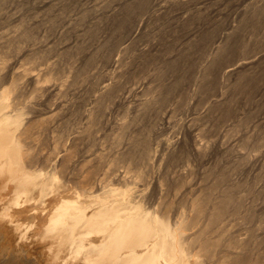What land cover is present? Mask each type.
I'll return each instance as SVG.
<instances>
[{
	"label": "rangeland",
	"instance_id": "374dc122",
	"mask_svg": "<svg viewBox=\"0 0 264 264\" xmlns=\"http://www.w3.org/2000/svg\"><path fill=\"white\" fill-rule=\"evenodd\" d=\"M128 1L131 3L130 0H126V1L123 0L122 1L123 3H121V5H120L119 3L121 2V0H0V34H2V32H3V34H5L4 36L13 35L16 33H21L22 30L24 31V29L27 28L28 30L31 31V35H32L31 39H24V40L18 39L20 41V43H22L23 50L18 52V53L16 52V53H13L12 55H10L9 61L11 63H13V66L15 64V66H14L15 69H17L19 67L21 70L25 67H27V68L30 67L32 72L41 73V75L43 76L42 78H44V75H47V76L50 75L51 76V79L49 81L41 80L39 82V84H44V86H45L44 89L43 88H42V90L40 89L39 92H37V90L35 91V88H34L35 82L33 79H30V80L26 79L25 80L24 86H26V87H24V88H25L26 92L28 93V91H29V95L32 92L36 93L35 95L38 94L37 95L38 99L36 97L35 98L30 97L29 98V100H31V101H29V105H31V107H29L30 108L29 112H31V110H32L33 111L32 113L34 115L33 117L35 118L37 116L36 119L43 117V116L45 117L46 115L47 116L49 115V117L51 116V118L49 120L50 124L54 122L56 125L57 121H58L57 123H59V125L57 124L58 126L56 125L58 128L57 127L54 128L53 127L54 123L51 125L52 126L51 127L50 124H48L49 123L48 122L47 124L50 127L48 125H47V127H49V129L46 128V129H48V130H46L44 128V130L42 129L43 132L41 131V133H43L42 134L43 139H41V140L39 139L35 143L31 144L30 147L33 145L32 147L35 148V149H33V150L31 149V150L33 153H35L34 155H38L40 157L45 155L49 151H51L52 146H53L52 143L54 142L53 134H55V131L57 128L56 133L61 132V130H62V133L63 132L65 133L64 134L65 143H66L67 139L69 138L70 140L68 139L69 143H67V144H69V145L71 144V146H74V149H76L75 151H78V153H79L80 151L85 150L84 152H80V153H82V155H79L80 158L77 155V152H75V154L77 155V156L75 155L76 159L78 157L81 160V157L85 156L86 154H87L86 155L87 158L89 156L90 157L92 156V159L91 158L90 159L95 161V163H93L90 160L89 164L93 165V166L95 164L94 167L97 169H95L93 166H90L89 164H88L89 167L87 165L86 166L88 168L91 167L90 169H92V170L94 168L95 174L92 173L94 171L87 169V167L77 165L78 159L76 161L75 166L77 165L78 167H81V170H79L80 168L78 169L76 166L77 170H79V174L75 173L76 168H75V166L72 165L71 170H70V168H68L70 171L67 170V172H68L67 174L65 171H63V172H65L64 175L65 174L67 175V176L65 175L64 180L62 177H60L62 174L58 175V173L60 172L59 166H56L54 168L56 172L54 171L51 174V177L53 176L52 179L56 178L54 180L55 183H59V184L65 183L66 185L64 184L62 189L64 191H66L71 196L72 192L75 190L74 188L77 187L74 184L75 182L73 183L74 187L72 186L73 180L79 181L80 177L83 178L84 177L83 175H86L87 170H88V172H89V170L92 171L90 173V175L92 174L96 178L98 176V178L97 179L95 178V180L93 181L95 184V181L97 180V183H96V186L98 185L97 187H99V185H101V184L103 185L102 179L105 177L104 175H106L105 172L107 169L106 167H108L107 165L110 163V160L117 155L115 153L119 154L122 151H124L122 148L127 147L126 145L128 144V142H127V140H128L127 138H129L128 136L129 135L131 136L133 134L134 135L135 134H142V133L146 134L148 131H150V134L148 137H149V140H151L150 138H152V140H151L152 142L150 141V146L151 145L153 146V147H151L153 150H152V158H151L152 166L150 168L152 170V172L150 171L151 172L150 175H148L146 179H143V180L138 179L139 182H137L138 180L132 174L133 172H131V173L128 172L130 174L129 175L127 173V171L125 170V165L127 163V160H125V158H124L123 161L120 160V162H122V163L119 162L120 165L117 164L115 166V167L119 166L116 168V170H115V168L111 170V172L109 173V174L112 173L111 175L107 174L111 178H112V176H115V175L117 178V174H118V179L115 178V180L112 181V182L117 181V183H115V185L113 186L112 182H110V186L114 187V188L119 186L118 189L119 188H121V189L129 188L128 186H125L124 181L126 180V182H128V184L130 182V184L134 185V183H131L133 180V177H134L135 180H137L135 184L139 185L140 187L141 186L143 187L145 185L144 188H140L139 186H135L137 189L136 192L140 193L141 196H138L139 194H137L135 192L134 195L136 196V194H137V196L134 199H136L138 197V200H136L138 202L139 199L142 198V199H140V203L139 202L138 203L140 204V206H143L145 209H147V207H148L147 206L148 202H151V204L149 203V207H150V205L153 206L155 204V205H157V207L156 206H153V207H156V208L159 207L158 210H161L160 212H163V210H165L163 203L166 204V206H167L170 199H172L171 201H173L174 197H176V195L177 196L179 195V197H182V200H180L181 198L179 199V197H177L174 200L176 203L175 202L169 203V205L175 204V207L170 205L171 207H173L172 208L173 211H171V208H170L169 209L170 212L168 213L169 217H170V215L171 216L173 215V217H175V219H176V217H178L177 215H179L181 212V210H179L180 212L177 210L180 209V207H181V209L183 211V208H184V206L182 208L181 205L180 206L177 205L178 201H182L181 202L182 205L187 204L186 205L187 207L185 206V208H184L185 210H186V208L190 209V202L189 201L194 196L189 197L187 195L188 197H186V195H185L186 193L189 192L190 193L189 195H195L197 193V191H198V193H200V191H201L200 189H201L203 184H206L209 182H210L209 184H211V182L214 181V177L212 178L211 175H214V173L217 171L216 169H214V168H216L214 166L215 164H216V166L218 165L217 169H219V166H220V169H219L220 173L225 172L224 175H226V171L228 172V170L231 167H233L232 169L229 170L231 175H230V173L229 174L227 173V175H229V176H227V178L229 179V177L235 173L236 164H237V166H241L244 164L241 162H244V160L247 159L245 161V164L242 167H237L235 177L233 175V177L235 179L233 177H230L229 180L225 179V182H227V184L230 181L232 184L233 179H234L233 183H235L236 181L238 182V185L241 183V185L239 187V188H241L240 190H239V188H237L238 186L235 184L234 185L232 184V187L234 188V190H236V191H234V193L236 192L235 193L236 195L238 194V192L241 193L240 194L241 200L243 197V200L241 201V203L244 202V205L243 204L241 205L242 210L240 207V214L238 217L234 216V217H236V218H234V217H232L233 215L232 216L230 215L231 217L227 216V217H230L229 219H231V221L229 219H227V217H226L227 222L229 220L231 223L228 222L229 224H227V225H225L227 223L226 221H224L225 224L223 222L222 223L224 226H228L231 229L232 227H230L229 225H231L235 222V224L237 225V228L239 227L238 228L239 232L237 231L238 232L237 234L241 238V236H243L246 233V231L248 229H251V226H253V224L252 225L250 224L251 222H253V223L256 222L255 221L256 219L257 220L259 219L260 221L264 220V219L261 220V218H264V213H261V212H264V55H263V53H264V50H263V46H264V34H263L264 33L263 32L264 31L263 30V28H264V23H263L264 17L263 16L264 15H262L259 12V10L264 7V0H148L147 1L148 7L146 8L147 10L146 9L144 10L145 13H144V11H142L143 13L142 12H140L141 14L138 13L140 15H135L133 17V20L135 19L136 16H137L136 18H139V19H135L136 21L131 20L132 24H134V23L135 24L131 25V22H130L129 26H127L128 29H125V28L122 29V31L125 30L124 34L119 35L117 33H122V31L119 29H115V27H114L115 22L114 21H116L117 20L116 18H118V16L121 15V12H122L121 9L123 10V8H121V7L123 6V4L127 5L129 3ZM178 1H180V2H178ZM253 6H254V8H253ZM119 7H120V9H119ZM255 7L259 8V10ZM254 9H257L258 11L254 10ZM114 10L116 13L114 12ZM116 10L119 11L120 14ZM115 14L117 16L113 17V16H115ZM109 15H110V17H112L111 18L112 20L113 19H115V20L110 22L111 19H109L110 18ZM258 15L260 16V18ZM100 18L103 19V20L101 19L102 21H104V20L105 21L100 23V21H101ZM98 19H99V22L97 21ZM108 19L110 21H107ZM259 19H260V21H259ZM95 22H97V23L95 24ZM106 22H109V23H106ZM113 22H114V24H113ZM255 22H257V24ZM97 24H101V25H97ZM112 25H113V27H112ZM257 25L259 26V28ZM132 26H134V27H132ZM90 29L93 30V34L88 32L90 34L89 35L85 31H89ZM112 30H114V31H112ZM118 30L121 32H119ZM128 30H129L128 34H130V35L127 34ZM228 32H229V35L232 34L230 37H228ZM205 33L210 38L206 37L207 35ZM2 35H0V41H2L1 39H3ZM116 36H118V37L120 36V37L118 38ZM204 36L206 37L207 40L205 39ZM259 36H261V37H259ZM126 37H131V38H128L130 41H128V39ZM109 38L112 39L111 42L113 40L115 42V43L113 42L114 45L110 44L113 47H110V45L108 44V43H111ZM124 39H125V41H124ZM115 40L117 41V43ZM131 40H133L134 42ZM118 41H120V42L124 41V43H120ZM126 41L130 42V43H127ZM218 41H220V42L222 41L221 43H225V44L229 45V47L224 48L222 58H220L218 60L219 62L217 61L216 63H214V64H216V65H214V64H212L213 62L209 61V59L210 60L212 59V54L215 51L217 44L219 43ZM14 43L15 42L12 43L13 46H14ZM118 43H119V45H118ZM262 44H263V46H262ZM114 46H117V47L114 48ZM260 46H262V47H260ZM124 47H125V49H124ZM121 48H122V50H121ZM107 50L109 51L108 52L109 54L107 53ZM103 51H104V53H103ZM142 51H143V53H142ZM89 52L94 55L95 60H93V62H91V64L88 63L89 65H86L87 67L84 68L83 65L87 64V60H86L87 56L92 55V54H89ZM139 52H141V53H139ZM85 54H88V55H85ZM101 54L103 56L104 55L105 56L102 57ZM139 54H141V57L139 56ZM100 55H101V58H100ZM108 55L113 56L111 58L112 59L114 58V60L116 58L115 64L112 63V62H114V60H112V62H111L112 66L110 63L111 59H110V61H109V59H107ZM81 56L84 58H82ZM119 56L120 57L122 56V58L120 59ZM104 58H105V60H104ZM247 60L251 64L249 62H247L245 64L240 63L242 61H247ZM106 61H108L107 63L110 66L107 65ZM170 61H172L173 64ZM174 61H176V62H174ZM83 62H84V64H83ZM116 62H118V63H116ZM129 63L132 64V65L131 64L130 65L134 69L135 73L133 71H131V70H133L132 68H129V67H131L129 65ZM217 63H219V64H217ZM210 64H211V67H210ZM240 64H241V66H240ZM206 65H208L210 69L208 67L205 69ZM232 66L236 67L237 69L234 72H229L228 69H229V67H232ZM111 67L114 70H112ZM114 67H116V68H114ZM125 67L127 69H125ZM19 68H18V70H19ZM81 68H82V70L83 69H85V70L82 71ZM123 69H124V72H123ZM135 69H136V71H135ZM18 70H16V71H18ZM77 70L78 71L81 70V71L78 73ZM125 70L126 71L128 70L130 73L128 71L126 72ZM75 72L77 74L74 76ZM117 72L119 73L118 78L119 77L122 78V83H124V84H122L123 89L121 87L122 91L120 90V93H119L120 96L119 95L116 96L117 99H114L113 102H110L108 104V106H111V104H112L111 107H107V106L105 107V110H103V113H104V111H106L105 114H100L99 122L101 121L103 123V120L104 119H106V120H104L103 124L101 122H100L101 124L98 122L93 127L95 131L96 130L98 131L97 126L102 125V126H99V131L98 132L96 131V133H95L92 130L93 133H91V134L94 136H92V135L86 136V134H85V136H82L81 129H84V127L86 125V119H87V117H86L87 112L85 113L83 110L88 111L94 105V98H95L94 95L96 94V90L94 92L91 87L96 85L97 82L99 83V84L97 83L99 86L103 83V81L117 80L118 79L117 78V75H118ZM127 74L128 75L130 74L131 76L130 75L127 76ZM77 75H78V77H77ZM81 76H82V78H80ZM83 76L86 77L87 79L84 80ZM113 76H114V79H113ZM73 77H75V78H73ZM115 77H116V79H115ZM72 78L73 79H77V78L81 79L78 82H76V84L77 83L78 84L82 83V84L81 85L77 84L78 87L75 86L76 84L71 82V80L73 81ZM120 78H119V80H120ZM127 78H129V79L127 80ZM82 80H84V82H82ZM100 80H101V83H100ZM123 80H124V82H123ZM175 81L177 82V84L178 83L179 84L177 85V87H175L171 91L172 94L168 95V96H171L170 98L167 97V98H169V100L167 99L168 101H165V103H163L161 105V106L164 105L163 107L160 106V107H158V109L156 108V110H155V108L154 109L151 108L150 109L151 112H148V114L150 113L151 116L146 114L147 113L146 111H145V113H142L144 115H138V114H140V112H142L138 108V107H140L139 103H137L138 100H139L138 102H142L144 97L147 98L149 96V94H152L151 97H153V96L155 97L157 95V91H158L157 88H158L159 83L163 82L165 85L167 84L169 86V85H172V83H174ZM131 86L135 87V88L133 87L134 90L132 89ZM24 88H23V90H24ZM53 88L56 89V91ZM155 89H157V91ZM90 90H92V92L95 94L92 93V95H90L91 94ZM51 93H53L54 95ZM56 95L59 96L58 98H60V99L56 98L57 97ZM81 97H84L82 99H86L85 103H84V101H81L82 105H80L81 102H79L80 100H82ZM89 97H91V98L93 97V99H90ZM118 97H119V99H118ZM75 98H77L79 101L75 100ZM141 98H142V100H141ZM32 99H33V103H32ZM50 99H52V101ZM55 100L57 101V103ZM68 100L70 101V103L68 102ZM72 100H73V102H71ZM115 100H117V101H115ZM86 101H88V102H86ZM35 102H36V105L34 104ZM53 102H54V104H53ZM58 102H59V104L63 103V104H61V106L58 105L61 110H59L57 107ZM75 102H76V104H78V107L76 104H73ZM107 102H109V101L107 100ZM212 102H213V104H216V105L214 106L212 104ZM40 103H41V105H40ZM67 103H69L70 105L73 104L72 105L73 107L70 105L68 106ZM32 104L34 107L36 106V108L41 107L40 109H44L47 106V109H44V110H46L45 111L46 113L43 110H41L42 111L41 112L40 109L35 110L36 108L34 109ZM44 104H46V105H44ZM47 104L51 105V107L49 106L50 109L48 108ZM210 104H212L213 106L212 105L210 106ZM42 105L45 107L43 108ZM53 105H55V107ZM79 105L82 107L85 106V108L88 106L86 108L87 110L85 108L84 109L80 108ZM140 105H141V103H140ZM133 106L134 107L136 106V107L134 108ZM69 107L72 108V111H69ZM73 108L75 111H76V108H80L81 110L83 109L82 112L80 109H77V112H76L77 113L76 116L79 115L78 117L80 118V120H78V117H75L76 113H74L75 111L73 110ZM48 109H49V111H48ZM63 109H65L67 113L64 112L65 110H63ZM159 109H161L163 111V112H161L162 115L160 114L159 111H161V110H159ZM163 109L167 112H164ZM53 110H57L58 112L59 111H61V112H59V115H58L57 111H53ZM135 110L138 111L137 112L138 114H136ZM150 110L148 109L147 111H150ZM153 110H155V111L159 110L158 111L159 113L153 112ZM47 111L50 114H48ZM34 112L35 113L39 112V113L37 115ZM69 112H72V113H69ZM78 112H79V114H78ZM32 113H30V114H32ZM63 113L70 115L69 116L70 118L67 117L68 115H64ZM80 113H82L85 116H83ZM165 113H167V114H165ZM55 114L60 117V118L57 117L60 120H58L56 117L55 118L53 117V115H55ZM125 114H127V115H125ZM134 114L138 115V117ZM61 115L63 116V118ZM80 115L83 116L82 118L85 119L84 121L81 119ZM101 115L104 117H101ZM121 115H123V117H124L123 119H125L128 116H130V118L131 117L134 118V116H135V119L139 118L136 120L134 119L135 122L134 121H131V122L132 123L134 122L135 124H140V129H139V125H138V127L136 125V127L138 128V129H136L135 125H133L134 123L133 124L130 123V125H133V126H131L129 128V126H130L129 125L127 127V129L129 128L130 130L128 129V131L126 130V132H125V133L128 132L129 135L127 134V136H126L124 134L123 136H125V137H123V138H125V139H123L124 141L122 140L123 142H125V140H126L127 143L125 142V145H124L123 142H120L116 145L114 140H112V138L114 139V137H113L114 133L120 131L118 122L120 123L119 120L122 118ZM152 115H154V117H155V119H157V121L153 120L154 118L152 117ZM142 116H146V118L142 117ZM141 117L145 118V119H142ZM149 117L150 118L152 117L151 118L152 120H150ZM53 118L56 121L53 120ZM130 118H126V120H128V119L130 120ZM62 119H64L63 123H62ZM123 119H121V120H123ZM140 119L142 120L143 123L141 122ZM74 120L77 122H75ZM81 120H82V122L85 123V125H84V123L81 124V122H78ZM145 120H146V122H144ZM67 122L68 123L70 122V123L68 124ZM149 122H150V124H149ZM75 123H76V125H78L79 129L77 128ZM152 123H154V124L151 125ZM146 124L148 126H152V130H148L147 128L151 129V127H148V126H147V128H145ZM79 125L81 126V128ZM117 126H118V128H116ZM141 126H144V127H141ZM132 127H135V128H132ZM50 128L54 129V131L52 130V132H51ZM118 129H119V131H118ZM135 129L138 132L140 130V132L137 133V131ZM145 129L147 130L146 133L143 131ZM141 130H142V133H141ZM46 131H48V133ZM112 131H114V132H112ZM132 131L135 133H131ZM198 132L200 135L198 134ZM41 133H40V136H41ZM44 133L45 134L47 133V134L45 135ZM74 133L77 134L79 137L81 134L80 139L77 137L78 139L75 140L74 139L75 138ZM148 133H147V135H148ZM95 134H98V135L96 136ZM70 136H72V137H70ZM82 137H85V139H82ZM95 137L96 138L98 137V140H96ZM72 138L75 141H72ZM86 139H88V140H86ZM77 140H79L78 141L79 144L83 140L85 143L82 142L81 143L82 145L80 144L81 147H79L80 145L78 144V142H76ZM89 140H90V142H91V140H93V143L91 142L90 146H88V144L90 143V142L88 143ZM70 141H71V143H70ZM191 141H193V142H191ZM189 142H190V145H192V146H190V145L187 147L183 146L185 144L188 145ZM194 142L196 145L198 144V145L203 146V147H199L198 145L196 146L194 144ZM72 143L73 144L77 143V145L76 146L72 145ZM182 143H183V145H182ZM119 144H123V145L121 146ZM180 144L182 145V148H181ZM83 145H86V146L83 147ZM179 145H180V147H179ZM207 145L210 147L211 150H208L209 148ZM87 146H88V148L86 151L85 148ZM110 146H111V150L109 149ZM195 146H196V148H195ZM78 147H79V149L83 147V149L78 150L77 149ZM91 147L95 148L94 151L91 150L92 149ZM188 147H190V151L192 149H193V151H191V152L187 151ZM178 148L182 149V150L185 149V151H183V152H182V150H179L180 154L183 153L181 155L182 159H181V156H180V158L175 157V155L179 156L178 150H177ZM197 148H199L200 150ZM201 148H203V149H201ZM206 148H208V149H206ZM115 149H117V152ZM172 149L177 150V151L174 152ZM29 150H30V148H29ZM88 150H91L92 153H90L91 151L89 152ZM112 150H114L113 151L114 154H111V153H113ZM170 150H172V153L173 154L175 153V155H174V157H172L173 156V154H172L171 159L167 160V158L171 154ZM43 151H46V152L44 153ZM101 151H103V152L109 151L107 153L104 152L105 156H104V158H102V161L100 160L101 162H103L102 163L103 165L101 164V162L99 160L95 159L96 153H98V152L103 153ZM208 151L211 153H209ZM37 152L39 154H37ZM40 152H42L41 154H43V155H41ZM85 152H88L90 154L89 155H88V153L85 154ZM156 152H157V155L159 153L160 154L162 153L163 155L161 154L162 155L161 157H160V155H158V158H157L156 157L157 155H155ZM193 152H194V154H193ZM198 152H201L203 156L201 155V153L199 154ZM184 153H185V155L186 154L189 155L190 153H192V154H190L188 157L187 155L185 156ZM205 153H206L207 157L205 156ZM83 154H85V155H83ZM106 154L109 156H106ZM166 155H168V156H166ZM194 155L196 158H198L197 159L198 161L194 158ZM110 156H111V159H110ZM165 156H166V158H164ZM183 156H185V158L187 157L186 159L189 158V160H186L185 158H183ZM242 156H244L245 159H243L244 158L243 157L242 158L243 160L240 161L239 159H241ZM40 157H38L37 159H39ZM107 157L109 160L107 159ZM159 157H160V159H162L161 161H159L160 160ZM59 158H60V156H59ZM59 158L57 157V161H59ZM163 158L165 159L164 161H163ZM201 158H203L205 160L202 159L203 160L202 161ZM106 159L108 160V163H106L107 162ZM172 159H173V161H174V159H177V160L181 159V160H179V161L175 160L176 164H174ZM103 160H105V162ZM154 160L156 161V163ZM183 160H185L184 161V163H185L184 168L185 169L187 168L186 165H188V166L190 165L187 168V170H191L193 167L196 169L197 173L194 172L195 170H191V173L194 172L193 173L194 177L191 176V178L192 177L194 178L191 180L192 184L193 185L196 184L195 181H197V183L200 184L202 180H203V182H202L203 184H200V185L197 184V186H198L197 187L196 185L193 186L190 183L192 185V186H190L188 184V182L190 181L189 178L191 175V173H189L190 171L185 173L187 171V170H185V172L183 173V177L181 176L182 175L181 172L184 171V168L181 169V167L184 166V163L182 162ZM237 160H239V162ZM96 161H97V164H96ZM158 161H159V163H158ZM167 161H169L171 165H174V167L169 165V162L167 163ZM171 161L173 163H171ZM187 161H188V163H187ZM235 161H237L238 163ZM178 162H179V164L181 163V165H179ZM91 163H93V164H91ZM104 163L106 165H104ZM160 163L161 164L164 163V164H162L164 166L163 171L165 170L166 172H168L169 170H171V173L174 172L175 174L173 173L170 176V172H168L169 175H167L166 172H165L166 174H164V172L160 173V170L162 171V169H161L162 165ZM99 164H100L101 169L103 167L102 172H101V169L99 172ZM158 164H160V166H161L160 169H159ZM166 164H167V166H165ZM51 165L52 164L47 166L48 168L46 167V169H48L47 171H49V172H51L53 170V167H50ZM177 165H179V166H177ZM104 166L106 169L104 168ZM211 166H213L214 168H212ZM49 167L51 168V171L49 170ZM170 167L172 169H169ZM206 167H208L207 170H206ZM224 167H225V169H224ZM57 168L59 169L58 173H57ZM74 168H75V171L73 170ZM119 168H120V170H119ZM175 168H176V172H175ZM189 168H191V169H189ZM83 169H87L86 173H85V170H83ZM167 169H168V171H167ZM210 169L215 170V172L214 171L212 172V170H210ZM114 170L116 172H114ZM121 170H124V176L125 177H123V179H122L123 172ZM177 170H179V171L177 172ZM203 170H204V172H203ZM208 170H210V171H208ZM219 170L217 171L218 173L217 172L215 173V175H214L215 178L220 174ZM221 170H223V171H221ZM72 171L74 172V175L77 174L76 177L78 176L79 179L73 175ZM156 171H158V173ZM207 171L211 172V175L210 174L207 175V173H208ZM69 172H71L74 177L72 175H70ZM96 172H98V173L96 174ZM179 172H180V174H179ZM201 172L204 173L205 176H204V174H201ZM56 173H57L58 177H56ZM82 173H85V174L82 175ZM120 173H122V175H120ZM125 173H127V175H125ZM154 173L155 174L157 173V174L155 175ZM87 174L89 175V173H87ZM100 174L103 178L100 176ZM185 174L189 175V177L185 176L186 178H184ZM68 175L70 177H68ZM79 175H80V177H79ZM107 175H106V178L108 179L109 177ZM154 175L156 178L154 177ZM159 175H161V176H159ZM195 175L196 176L198 175L200 178L203 177V179H200L198 176L195 177ZM200 175H203V176H200ZM71 176H72V179H71ZM151 176L154 177L152 179L153 180L152 182H150L151 178H152ZM162 176L165 177L164 183H163L164 179L162 180ZM207 176L208 177L211 176V178L209 177L208 180L212 179L213 181L209 180V182H208ZM129 177H131L130 180H129ZM173 177H174V179H173ZM181 177H182V179H178ZM204 177H206V178H204ZM60 178H62V180H63V182L61 181L62 183L59 182L61 180ZM74 178H76V179H74ZM100 178H101V180H100ZM111 178L108 180L111 181L112 180ZM126 178L128 179V181ZM157 178L158 179L161 178V180L157 182V180H158ZM187 178L189 179V180H187L188 182L185 181ZM225 178H226V176H225ZM57 179H58V181H57ZM68 179H70L71 182L67 183V181H69ZM166 179H167V181L168 180L172 181L174 185L172 184L173 186H170V182L167 183ZM99 180L102 183H100ZM177 180L179 182L178 183L179 187L181 186L179 189H177L178 188V184H176ZM181 180H184V186L180 185V184H183L182 183L183 181L181 182ZM193 180H194V182H193ZM143 181H145V182H143ZM146 181L148 182L149 186L148 185L146 186V184H147ZM161 181L163 183L162 184L163 186H161V184H159V183H161ZM118 182L121 184H119ZM122 182H123L124 186H123ZM154 182L157 183L158 185L155 184ZM237 182H236V184H237ZM143 183H144V185H143ZM150 183H152V184L154 183V185L152 186V184H151V186H150ZM76 184H78L77 181H76ZM165 184H167L170 188L171 187L174 188L173 191L178 190L179 192L180 191L181 192L179 193L178 191H176L174 193L171 189V190L167 191L168 196H166V195L161 196V194L166 193V192H163V190L167 188V187L166 188L164 187ZM223 184H224V181H223ZM227 184H224L225 187H227ZM231 184H228V185L231 187ZM126 185H127V183H126ZM248 185H249V187H248ZM154 186H159V187L161 186L162 188L160 187V189H159L157 187L155 189ZM182 186H183V189H181ZM199 186H201V187L199 188ZM234 186H237V187H234ZM97 187L95 188V190L97 189ZM135 187H133V188H135ZM184 187L185 188L187 187V191ZM191 187H192V189H191ZM194 187H196L195 188L196 193L192 191V190H194ZM70 188H71V190H70ZM99 188L97 189V193L101 192V188L100 189ZM133 188H132V190H136ZM151 188H153V189H151ZM175 188H176V190H175ZM189 188L192 192L188 191ZM197 188H198V190H197ZM235 188H237V189H235ZM251 188H253V189H251ZM92 189H94V186L92 187ZM140 189H142V190H140ZM143 189H145L146 191H143ZM147 189H148V191H147ZM242 189H244V190H242ZM67 190H69L71 192H68ZM149 190H150V192H152V190H153L155 194L157 193V191L158 192H160L161 190L162 191L160 192L161 194L160 193L156 194V196H158V198L156 199L155 194L154 193L150 194ZM166 190H168V189H166ZM166 190H164V191H166ZM184 190L186 193L184 192ZM142 191L144 192V194ZM247 191H250L251 193L248 194ZM169 192H173L174 194L173 193L169 194ZM242 192L244 195H246V193H247V195H251V196H247V197L245 196L246 197V199H245L244 196H242L243 195ZM146 194H147V196L154 194V196H153L154 201L149 200V199H152V196H150V198H147ZM253 194L255 196V199H253L254 198ZM170 195H172V196H170ZM240 195L238 194V196H240ZM163 196H164L163 200L165 199V196H166V198L168 200L165 199L164 201H167V202H164L161 199V197H163ZM169 197H170V199H169ZM171 197H173V198H171ZM159 198L161 199V202H160ZM186 198H187V201L189 200L188 201L189 203L185 202ZM244 199H245V201H244ZM146 200L147 201L149 200V201L146 203L145 202ZM141 201H143L144 203ZM156 201L159 204L156 203ZM152 202H154V204H152ZM160 203H161V205H160ZM251 203L253 205H251ZM40 204H41V202L37 198L32 197L30 199V202H29L30 207L32 206L34 208H39L41 206ZM144 204H146V205H144ZM178 204H180V203H178ZM248 204H250L249 207H248ZM169 205L167 208H169ZM177 206H178V208H176ZM246 206H247V208H245ZM251 206H252V208H251ZM253 206H254L255 210L253 209ZM149 207H148V210L150 209ZM153 207L151 208V210H154ZM249 208L253 209L252 213L254 214V216H250L251 210H249ZM245 209H246V211H245ZM190 210H188V211H190ZM36 211H38V210H36ZM188 211L186 210V212H188ZM248 211H249V215H247ZM242 212H244V214L247 215L246 216L247 218L244 217V214ZM188 213H190V212H188ZM241 213L243 214V216ZM175 214H176V216H175ZM255 214H257V218H256ZM34 216L35 215L33 214V216H31V218L28 219L29 214H27V218H25V219H27V223H29L28 225H30V222H31V224L34 222L33 221V219L35 220ZM32 217H33V219H32ZM242 217H244L245 220ZM251 217H255L256 219L251 218ZM249 218L252 219L253 221L250 220ZM25 219H24V221H26ZM235 219L236 220L238 219L237 220V222L239 221L238 223H240V222L243 223V220H244L245 224L243 223L244 225L241 226V225L236 223ZM232 220H233V223H232ZM259 220L257 222L260 223V226L258 225L257 222H256V224L261 228H256L258 226H256L255 223H254V225L256 227L253 226L254 229L256 228L255 233H256V231H258L257 235H255L254 233L253 234L255 236L252 235L255 239L253 238V240H252V237L250 235L251 234L250 232H254V230H252V231L248 230L249 231V232H247L248 234L246 233L245 236L242 237V238H245V237L247 238V236L250 235V237H248L247 239L250 240L251 245H253V243L255 244L257 251L264 249V245H263L264 241H263V243L261 242L262 240H264V239H262V237H264V236L263 235L259 236L262 240H260L259 237H256V236H258V233L259 234H261L260 232L264 233V231H263L264 221L262 222L263 226H261V222ZM249 221H250V223L248 225ZM246 222H247V224H246ZM236 225L235 226L231 225V226L236 227ZM245 225L246 226L251 225V226L249 228L248 227L246 228ZM243 226H245L244 229L246 231H244V233H241V231L243 232ZM253 227H252V229H253ZM237 228H236V230H238ZM260 229H262V231H259ZM233 230H235V229H233ZM230 231L234 232V231H232V229ZM235 233H236V231H235ZM257 238L260 240L259 242H261L262 245H259V243L256 245V242L258 240ZM250 242H248V243H250ZM253 246H251V247L253 248ZM257 246H261L262 248L257 247ZM194 250H197V249L194 248ZM194 250L192 252H194ZM253 250H254V248H253ZM255 251L256 250H254V252ZM196 254H195L196 260H195L194 256H191L192 257L191 260H194V262H196L195 264H205V262H206V264L211 263L210 261L209 262L205 261V260H207L206 257L205 258L202 257L205 255H203V254L201 255V253H200V256L198 255V257L203 258V259H200V258L196 257L197 256ZM197 259H198V261L199 260H202V261H199L197 263Z\"/></svg>",
	"mask_w": 264,
	"mask_h": 264
},
{
	"label": "bare ground",
	"instance_id": "6f19581e",
	"mask_svg": "<svg viewBox=\"0 0 264 264\" xmlns=\"http://www.w3.org/2000/svg\"><path fill=\"white\" fill-rule=\"evenodd\" d=\"M122 1L123 0H121V2L119 3L120 5H121V3H123ZM130 1H131V3L128 1L129 3L127 5L123 4L124 7L120 6L121 8H123V10L121 9V11H122L121 15L118 16V18H116L117 19L116 21H114L115 24L113 22L115 29H119L121 31L124 28L128 29L127 26H129L130 22H131V25L135 24V23L132 24V21H131V20H133V17L135 15H140L141 14L140 12L144 11L148 7V3H147L148 0H133V1L130 0ZM178 2H180V1H178ZM120 7H119V9H120ZM253 8H254V6H253ZM255 8H257V7H255ZM257 9L259 10V8H257ZM257 9H254V10L258 11ZM119 11H117V12H119ZM114 12H115V10H114ZM259 12L262 15H264V7L261 8L259 10ZM138 13H140V14H138ZM144 13H145V11H144ZM119 14H120V12H119ZM116 16L117 15L115 14V16H113V17H116ZM109 17H110V15H109ZM136 17H135V19H139ZM111 18L112 17H110L109 19H111ZM259 18H260V16H259ZM101 19L102 18H100V20ZM109 19L107 21H110ZM135 19L133 21H136ZM102 20L100 21V23L105 21V20L104 21H102ZM113 20H115V19H113ZM113 20L111 19L110 22H112ZM97 21L99 22V19ZM259 21H260V19H259ZM96 23L97 22H95V24ZM106 23H109V22H106ZM255 23L257 24V22H255ZM97 25H101V24H97ZM112 27H113V25H112ZM132 27H134V26H132ZM258 28H259V26H258ZM263 30H264V28H263ZM112 31H114V30H112ZM121 31H119V32H121ZM124 31H122V33H117V34H119V35L124 34ZM85 32L86 33L89 32V33L93 34L92 29H90L89 31H85ZM128 32H129V30L127 31V34H128ZM2 34H3V32H2ZM2 34H0V35H2ZM4 35L5 34L2 35L3 39H1L2 41H0V48H1L0 49V264H195L196 262H194V260H191V258H192L191 256H194V258H195L196 253H197L196 254L197 258H200V257H198V255L200 256V253H201V255L202 254L205 255L202 257L203 258L206 257L207 260H205V259L204 260L208 261V262L210 261L211 263H209V264H264V249H262L263 251L262 250L257 251L255 244L252 242L254 246L251 245L250 240L247 239L251 235L252 240H253L254 237L252 235H254V234L257 235V232H258V231H256V233H255L256 228H261V227H259L260 223L257 222L259 219L258 220L256 219L257 214H255L256 218L255 217H251V218H255L256 219L255 221L258 223L259 226L256 224V222H254V223L258 227H256L253 222L250 223V221H249L248 225H249V223L251 225L253 224V226L256 228L254 229V227L250 225L251 229H248V230H251V231L254 230V232H250L251 234L249 236L246 235L247 238L246 237L242 238L243 236H245V234L247 232H249L248 230L246 231L244 229V227L246 225L243 226V232L240 230L241 233H244V231H246V233L243 236H241V238L237 234L239 232V229H238L239 227L237 228V225L235 224V222L233 223V220H232L233 224H231V225H233V226L236 225V227H233L231 225H229V226L232 227L231 229L234 232H231L230 231L231 229L228 226L223 225V223L225 224L224 221L227 222V219H229L232 215H233L232 217H234V216L238 217L240 214V207L242 210L241 205L242 204L244 205V202L241 203V201L243 200V197L241 200V195H240L241 193L238 192V194L240 196H238V194L236 195L235 194L236 192L234 193V191H236V190H234V188L232 187V184L233 185L235 184L238 186V187L237 186H234V187H237V188L240 187L241 183L238 185V182L236 181L237 184L235 181H234L235 183H233V180L235 179L234 177H235L237 167H242L245 164V161L247 159L244 160V162H241V163H244L241 166H237V164H236L235 173L234 174L232 173L234 175V177H233V175L230 176V177L234 178V179L232 178L233 179L232 184H231V181L228 183V184H231V187L227 184V182H225V179L226 180L230 179V177H229V179L227 178V176H229V175H227V173L229 174L230 173L229 170L232 169L233 167H231L228 170V172L226 171V175H224L225 172L220 173V170H219L220 166H219V169H217L218 165L216 166V164L214 163L215 165L214 164L213 165L216 168H214L213 166H211V167L216 169L217 171L219 170L220 174L219 175L217 174L218 176L216 175L217 177L215 178L214 175L217 171L215 172V170L210 169V170H212V172L213 171L215 172L214 175H211V172H208L210 170H208L207 175L210 174L212 176V178L214 177V181L211 179L213 182H211V184H209L210 179L208 180V178L209 177L211 178V176H209V177L207 176V180L209 183L203 184L202 183L203 180H202L200 184H203V185H202V187L199 186V188L201 187V189H200L201 191L199 190L200 193H198V191H197L198 194L195 192L196 187H194V190H192L193 192L196 193L195 195H189L190 193L189 192L186 193L184 190V192L186 193L185 194L186 197L194 196L190 199V201L188 200L190 202V209L191 210L186 208L187 211L190 210V211H188L190 213L186 212V210L184 208L187 204L182 205L181 204L182 201H178V203H180V204L177 203V205H179V206L181 205L182 208L184 206V208H183L184 212L182 211V209L180 207V209H178L177 211L181 210V212L179 211L180 214L177 212L179 215H177L178 217H176V219H175V217H173V215L172 216L170 215V217H169V214H168L170 212L169 209L171 208V211H173L172 210L173 207L170 206L172 204L169 205V203L175 202L174 200L177 197H179V195L178 196L176 195V197H174L173 201H171L172 199H170V197H169L170 200H169V203L167 204V206H166V204H164L162 202L164 205V209H165V210H163V212H160L161 210H158L159 207L156 208L157 205H155L154 202H152V204H154L153 206H156V207H153L151 205L149 207V203L151 204V202H148V201L149 200L152 201L153 196L155 194L153 190H152V192H150V190L153 188H151L149 190L150 194L154 193L153 195L148 194L149 196H147V194H146L147 198H150V196H152V199L145 201L146 203L148 202L147 206L150 208L149 210H148V207H147V209H145L143 206H140L139 203H140V199H142V198L139 197L140 198L138 201L139 203L136 201V200H138V197L136 199H134L137 196V194H139L138 196H141L140 193L136 192L137 189L135 186H139V185L135 184L136 181L138 179H140V180L146 179L147 176L150 175V173L152 172V170L150 168L152 166L151 158H152V150H153L151 148L153 146L152 145L150 146V141L152 140V138H150L151 140H149V137H148L150 134V131H148L149 132L148 133L146 129H145L146 131L143 130L145 133L147 132L148 135H147V133L146 134L142 133V130H141L142 134H135V135L133 134L131 136L128 134V132L125 133L126 130L128 131V129L133 125H135V127H136V125H137V127L139 125V129H140V124L134 123L135 122L134 121L135 116H134V118L131 117L132 119L130 118V116H128L126 118H130V120L129 119L126 120V118L123 119L124 117H123V115H121L122 116L121 119H123V120L120 119L119 120L120 123L118 122L120 131L118 129L119 132H116L117 134L116 133L113 134L114 139L112 138V140H114L115 144L117 145L118 143L124 141L123 139H125V138H123V137H125V136H123V135L125 134L127 136V134H128L129 135L128 136L129 138H127L128 144L126 145L127 147L125 146L127 149L122 148L124 151H122L119 154L115 153L117 155L115 157H113L112 159L110 156L111 160H110V163L107 165L108 167H106L107 169L104 166V168L106 169L105 174L107 175L111 172L112 169L115 168V170H116V168L119 166H117V167H115V166L117 164L120 165L119 164L120 160L123 161V159L125 158V160H127V163L125 165V170L127 171V173L133 172L132 174L137 179V180H135V178L133 177V180L135 182L132 180L131 183H134V185L130 184V182L128 184V182H126V180L124 181L125 186H128L129 188H124V189L119 188L118 189L119 186L115 187V188L111 187L110 182L115 180L116 175L112 176V178L107 175L109 177L108 179H110V178L112 179L111 181H109L106 178V175H104L105 177L103 178L100 174V176L103 178L102 179L103 185L102 184H101L102 186L99 185V187L101 188V192L97 193V189L99 188V187H97L98 185L96 186L97 180L95 181V184L93 182L96 177H94V175H92V174L90 175V173L92 171H94L92 173L95 174V170H94L95 164H94V166L89 164L90 160L92 159V156L91 157L89 156L87 158L86 153H88V152H85L86 155L83 154L85 156L81 157V160L79 159L80 158L79 155H82V153H80V152H84L85 150L80 151L79 153H78V151H75L76 149H74V146H71V144L70 145L67 144V143H69V141H68L69 138L67 139L66 137L65 138L67 139L68 142L66 141V143H65V140H64V134L65 133L64 132L62 133V130H61V132L56 133L57 128H58L57 126L59 125V123H57L58 121L56 122V125L58 124L57 126L53 122L54 123L53 127L54 128L57 127V128H56L55 134H53L54 142L52 143L53 144L52 149L49 147L51 149V151H49L45 155L41 154L42 152H40V154L43 155L41 157L38 155H34L35 153H33L32 150L35 148L32 147L33 145L30 147V145L35 143L39 139L40 140L43 139L42 138L43 133H41L42 129L43 130H44V128L49 129V127L53 123L50 124L49 120H50L51 116L49 117V115L48 116L46 115L47 117L43 116V117L36 119L37 116L35 118L33 117L34 116L32 113L33 111L31 110V112H29L30 111L29 107H31V105H29V101H31V100H29V98L30 97L31 98L36 97L38 99V96H37L38 94L35 95L36 93L32 92L29 95V91L27 90L28 93L26 92V90L24 88V87H26V86H24L25 80L26 79L27 80L33 79L35 82V84H34L35 85V87H34L35 91L37 90V92H39L40 89L42 90V88L44 89V87H45L44 84H39V82L41 80L49 81L51 79V76L50 75L49 76L44 75V78H42L43 76L41 75V73L32 72L30 67L29 68L25 67V68L20 70V68L17 66L20 70L19 71L18 68L17 69L14 68L15 64L13 66V63H11L9 61L10 55H12L13 53H16V52L18 53V52L23 50L22 43H20L19 40L32 38L30 30H28L26 28V29H24V31L22 30L21 33H16V34L7 35V36H4ZM128 35H130V34H128ZM231 35L232 34L229 35V32H228V37H230ZM116 37H118V36H116ZM206 37H209V36L207 35ZM206 37H205V39H206ZM259 37H261V36H259ZM126 38L128 39L131 37H126ZM125 39H124V41H125ZM111 40L112 39H110V42H111ZM133 40H131V41H133ZM124 41L123 42L118 41V42L124 43ZM128 41H130V40L128 39ZM13 42H15L14 46L12 45ZM113 42H114V40L108 44L114 45L115 42L114 43ZM218 42L219 43L217 44L216 49L212 54V59L211 60L209 59V61L213 62L212 64L216 63L220 58H222L224 48L229 47V45H227L225 43H221L222 41L221 42L218 41ZM116 43H117V41H116ZM127 43H130V42H127ZM118 45H119V43H118ZM262 46H263V44H262ZM262 46H260V47H262ZM110 47H113V46L110 45ZM115 47H117V46H114V48ZM124 49H125V47H124ZM121 50H122V48H121ZM263 50H264V46H263ZM108 52L109 51L107 50V53ZM103 53H104V51H103ZM139 53H141V52H139ZM142 53H143V51H142ZM89 54H92V53L89 52ZM85 55H88V54H85ZM101 55H100V58H101ZM263 55H264V53H263ZM104 56L102 55V57H104ZM139 56L141 57V54H139ZM111 57H113V56H110V55L107 56V59H109V61L111 59L110 63L112 62V60H114V58L112 59ZM82 58H84V57H82ZM93 58H94L93 54L87 56V58H86L87 64L83 65L84 68L87 67L86 65H89L88 63L91 64V62H93V60H95V58L94 59ZM105 58H104V60H105ZM121 58H122V56L120 57V59ZM115 60H116V58H115ZM115 60L112 63L115 64ZM107 62L108 61H106V63ZM170 62L172 63V61H170ZM174 62H176V61H174ZM247 62H249V61L248 60L242 61L240 63L245 64ZM112 63H111V66H112ZM116 63H118V62H116ZM83 64H84V62H83ZM130 64L131 63H129V65ZM217 64H219V63H217ZM107 65H108V63H107ZM214 65H216V64H214ZM108 66H110V65H108ZM240 66H241V64H240ZM207 67L209 68V66L206 65L205 69ZM210 67H211V64H210ZM82 68H81V70H82ZM114 68H116V67H114ZM129 68H132V66ZM125 69H127V68L125 67ZM236 69H237L236 67L232 66V67H229L228 71L234 72V71H236ZM16 70H18V71H16ZM84 70L85 69H83L82 71H84ZM112 70H114V69L112 68ZM80 71L77 70L78 73ZM131 71L134 72V69ZM135 71H136V69H135ZM123 72H124V69H123ZM76 74L77 73L75 72L74 76ZM129 75L127 74V76H129ZM118 76H119V73L117 75V78H118ZM77 77H78V75H77ZM73 78H75V77H73ZM80 78H82V76ZM119 78L117 80L103 81V83L99 86H98L99 83L97 82L98 84L96 83V85L91 87L94 92L96 90V94L93 93L92 90H90L91 91L90 95H92V93L95 94L94 95L95 98H94L93 107H91L88 111L83 110L85 108V106L84 107L80 106V105H82L81 101H84V103H85L86 99H82L84 97H81L82 100L79 101L77 98H75V100H78L79 102H81L79 105L80 108H83L82 110L85 113L87 112L86 113V117H87L86 125L84 122H82V120L83 121L85 120L82 118L83 116H85L82 113H80L83 115V116L80 115L82 120L78 121V122H81V124L84 123V125H85L84 129H81L82 136H85V134H86V136L92 135L91 134V133H93L92 130L96 133L97 130L95 131L93 127L99 122L100 114H105L106 111H104V113H103V110H105V107L106 106L111 107L112 104H111V106H108V104L110 102H113L114 99H117L116 96H118V95L120 96L119 93H120V90L122 91V89H123L122 84H124V83H122V78H120V80H119ZM83 79L85 80L87 78L84 77ZM113 79H114V76H113ZM115 79H116V77H115ZM128 79L129 78H127V80ZM79 80H81V79L77 78V79H73V81L71 80V82L76 84V82H78ZM84 80H82V82H84ZM123 82H124V80H123ZM100 83H101V80H100ZM77 84L75 86H77ZM81 84H78V85H81ZM178 84L176 81L174 83H172V85H169V86L167 84L165 85L163 82L159 83L158 88H157L158 91H157V89H155L157 91V95L155 94L156 95L155 97L154 96L151 97L152 94H149V96L147 98L144 97L142 102H138L139 100L137 101V103H139V106H140L138 108L142 112L139 111L140 114H138L137 113L138 111L135 110L136 114L144 115L142 113H145V111H146L147 112L146 114H148V112H151V110H150L151 108H153V109L155 108V110H156V108L158 109V107H160L163 103H165V101L169 100V98L171 96H168V95L172 94L171 91L175 87H177ZM121 87H122V89H121ZM131 87L134 90L135 87L134 86H131ZM23 88L25 91L23 90ZM54 90L56 91V89H54ZM51 94H53V93H51ZM58 97L59 96H57L56 98H58ZM167 97H169V98H167ZM89 98L93 99V97L92 98L89 97ZM33 99H32V103H33ZM52 99H50V100L52 101ZM58 99H60V98H58ZM118 99H119V97H118ZM107 100L109 102H107ZM141 100H142V98H141ZM115 101H117V100H115ZM68 102L70 103L69 100H68ZM71 102H73V100ZM86 102H88V101H86ZM56 103H57V101H56ZM69 103H67L68 106L70 105ZM140 103H141V105H140ZM34 104L36 105V102ZM53 104H54V102H53ZM61 104H63V103H61ZM61 104H59V102L57 104V107L59 110H61V109L58 105L61 106ZM73 104H76V102ZM212 104H213V102H212ZM212 104H210V106ZM40 105H41V103H40ZM44 105H46V104H44ZM47 105H48V108H49V106L51 107L50 104H47ZM55 105H53V106L55 107ZM72 105H70V106H72ZM76 105L78 107V104H76ZM213 105L215 106L216 104H213ZM32 106H33V104H32ZM163 106H161V107H163ZM44 107L45 106H43V108ZM33 108L35 109L36 106L35 107L33 106ZM40 108H36L35 110H38ZM80 108H76V111L73 108V110L75 111L74 113H76L77 109H80ZM44 109H47V106ZM44 109H40V111L43 110L45 112L46 110H44ZM49 109H48V111H49ZM65 109H63V110H65ZM148 109L150 111H147ZM82 110H81V112H82ZM155 110H153V112H157V113L160 112V114H161V112H163L161 109H159L161 111H159V110L155 111ZM53 111H57V110H53ZM69 111H72V108L69 107ZM59 112H61V111H59ZM59 112L57 111L58 115H59ZM64 112H66V110ZM79 112H78V114H79ZM164 112H167V111L164 110ZM30 113H32V114H30ZM38 113H35V114L38 115ZM69 113H72V112H69ZM48 114H50V113L48 112ZM136 114H134V115H136ZM165 114H167V113H165ZM55 115H53L54 118L59 117V116H57V115L55 116ZM64 115H68V114H64ZM76 115H77V113L75 114V117L79 116V115L78 116H76ZM125 115H127V114H125ZM138 115H136V116L138 117ZM148 115H150V113ZM69 116L70 115H68L67 117L70 118ZM146 116H142V117L146 118ZM101 117H104V116L101 115ZM152 117L154 118L153 120L157 121V119H155L154 115H152ZM54 118H53V120H55ZM62 118H63V116H62ZM145 118H142V119H145ZM151 118H150V120H152ZM136 119H139V118H136ZM58 120H60V119H58ZM63 120L64 119H62V123L64 122ZM78 120H80L79 117H78ZM104 120H106V119H104ZM104 120H103V123H104ZM146 120L144 122H146ZM131 121H134L133 122L134 124ZM75 122H77V121H75ZM141 122H142V120H141ZM47 123L50 124V126ZM130 123H132L133 125H130ZM149 124H150V122H149ZM153 124L154 123H152L151 125H153ZM47 125L49 127H47ZM75 125H76V123H75ZM76 126L78 128V125H76ZM99 126H102V125L97 126L98 131H99ZM128 126H129V128L127 129ZM147 126L148 125L146 124L145 128H147ZM135 127H132V128H135ZM137 127H136V129H138ZM141 127H144V126H141ZM148 127H151V129L147 128L148 130H152V126H148ZM80 128H81V126H80ZM116 128H118V126ZM48 129H46V130H48ZM50 130H51V132H52V130L54 131V129H51V128H50ZM114 131H112V132H114ZM46 132L48 133V131H46ZM135 132L132 131L131 133H135ZM139 132H140V130H139ZM139 132L137 131V133H139ZM40 133H41V136H40ZM198 134H199V132H198ZM95 135L97 136L98 134H95ZM92 136H94V135H92ZM70 137H72V136H70ZM77 137L80 139L81 134H80V137L77 134H75L74 139L75 140L78 139ZM74 139L72 138V141H75ZM82 139H85V137H82ZM95 139L98 140V137L97 138L95 137ZM86 140H88V139H86ZM78 141L79 140H77L76 142H78ZM193 141H191V142H193ZM82 142H84V140L81 141V143ZM89 142H90V140L88 141V143ZM91 142L93 143V140H91ZM91 142L88 144V146L91 145ZM125 142H126V140H125ZM125 142H123L124 145H125ZM70 143H71V141H70ZM78 144H79V142H78ZM194 144H195V142H194ZM72 145L76 146L77 143L76 144L72 143ZM81 145L79 147H81ZM119 145L122 146L123 144H119ZM180 145H179V147H180ZM182 145H183V143H182ZM182 145H181V148H182ZM189 145H190V142L188 145L185 144L183 146L187 147ZM84 146H86V145H83V147ZM88 146L85 148L86 151H87ZM190 146H192V145H190ZM196 146H195V148H196ZM198 146L203 147L200 145H198ZM79 147L77 148L78 150L83 149V147L80 149H79ZM29 148H30V150H29ZM208 148H206V149L211 150L209 146H208ZM94 149L95 148H92L91 150L94 151ZM109 149L111 150V146ZM187 149H188L187 151H190V147H188ZM197 149H199V148H197ZM201 149H203V148H201ZM91 150H88V151L90 152ZM115 150L117 152V149H115ZM172 150H170L171 154L170 155L168 154L169 157L167 158V160L171 159V155L173 154ZM177 150H178L179 156L175 155V153H174L172 157H174V155H175V157L180 158V156L183 154L182 152L185 151V149L182 150L179 148ZM177 150H173V151L175 152ZM179 150H182V152L180 151L182 154L179 153ZM113 151L114 150H112V152ZM191 151H193V149ZM43 152L45 153L46 151H43ZM75 152H77V155L79 156V158L77 157L78 161L80 160L79 162L76 159L77 155L75 154ZM101 152H103V151H101ZM104 152L107 153L109 151H104ZM104 152L103 153H100V152L96 153L95 159L102 161V158H104V156H105ZM194 152H193V154H194ZM90 153H92V151ZM90 153H88V155ZM198 153L200 154L201 152H198ZM209 153H211V152H209ZM37 154H39V153L37 152ZM111 154H114V152ZM161 154L159 153L158 155H160V157H161L163 155V154L162 155ZM190 154H192V153H190ZM155 155H157V152ZM158 155L156 156L157 158H158ZM168 155H166V156H168ZM184 155H185V153H184ZM186 155L189 157L188 154H186ZM201 155H202V153H201ZM59 156H60V158H59ZM106 156H109V155L106 154ZM166 156L164 158H166ZM185 156H183V158H185ZM205 156L207 157L206 153H205ZM38 157H40L41 159L40 158L37 159ZM57 157L59 158V161H57ZM160 157H159V159H160ZM243 157L244 156H242L241 159H239V160L241 161V160L245 159V157L244 158ZM164 158H163V161L165 160ZM194 158L196 160L198 159L195 157V155H194ZM107 159H108V157H107ZM107 159H106V161H107L106 163H108V160H109V159L108 160ZM177 159H174V161L172 159L174 164H176L175 160H177ZM181 159H182V156H181ZM181 159H179V160H181ZM202 159L203 158H201V160ZM161 160L162 159H160L159 161H161ZM179 160H177V161H179ZM186 160H189V158ZM203 160H205V159H203ZM239 160H237V161L239 162ZM76 161H77V165L85 166V167H87V166L89 167V165H90V166H93L94 168L92 167L93 168V170H92V169H90L91 167L90 168L87 167V169L92 170V171L89 170V172L87 169H83V170H85V173L87 170V173H89V175L87 173H86V175H83L85 173H82V175L84 177L82 176L83 178H81L80 177L81 174H80L79 175L80 179L78 178V176L76 177L77 174L74 175V172L72 171L73 175L76 178H78L79 181L73 180L72 186L74 187L73 183L75 182L74 184L77 187L74 188L75 190L72 192V195L70 196L66 191H64L62 189L63 185L65 184V183L63 184L62 182L64 180L65 175L68 173L67 170L70 171L72 169L71 168L72 165L75 166ZM91 161L93 163H95V161H93V160H91ZM103 161L105 162V160H103ZM159 161H158V163H159ZM172 161H171V163H173ZM184 161L185 160H183L182 162L184 163ZM237 161H235V162H237ZM168 162L169 161H167V163ZM93 163H91V164H93ZM102 163L103 162H101V164ZM120 163H122V162H120ZM155 163H156V161H155ZM187 163H188V161H187ZM50 164H52L50 167H53L52 171H51V168L49 167V170L51 172L47 171L48 169H46V167L49 166ZM96 164H97V161H96ZM160 164H158L159 169L161 168ZM162 164H164V163H162ZM178 164H179V162H178ZM104 165H106V164L104 163ZM169 165H171L170 162H169ZM179 165H181V163ZM179 165H177V166H179ZM56 166H59V169L61 172V173L59 172L60 173L59 174L58 173L59 169L57 168L58 175H61V174L63 175V176L62 175L60 176L63 178V180H62V178H60L61 180L59 181V182L62 181L61 182L62 184L55 183L54 180L56 178L52 179L53 176L51 177V174L55 171L54 168ZM76 166H75V168H76ZM165 166H167V164ZM171 166L174 167V165H171ZM186 166L188 168L190 165L189 166L186 165ZM184 167H185V163H184V166L181 167V169ZM68 168H70V170ZM75 168L73 169L74 171H75ZM77 168L78 169L80 168L79 170H81V167L77 166ZM77 168H76L77 172L75 171V173L79 174V170H77ZM176 168H175V172H176ZM187 168L186 169L184 168V171L181 172L182 177H183V173L185 172V170H187ZM207 168L208 167H206V170H207ZM95 169H97V168H95ZM100 169H101V167L99 164V172H100ZM102 169H103V167H102ZM102 169H101V172H102ZM161 169H162V171L160 170V173L164 172V174L167 173V175H169L168 172H170V176H171V174L174 173V172L171 173V170L168 171V169H167L168 172H166L165 170L163 171V169H164L163 165H162ZM169 169H172V168L170 167ZM189 169H191V168H189ZM224 169H225V167H224ZM115 170H114V172H116ZM119 170H120V168H119ZM191 170H195L194 172L197 173L196 169L194 167ZM191 170H187L185 173H187L188 171H190L189 173H191ZM63 171L66 172L65 175H64L65 172H63ZM121 171L123 172V175H122V173H120V175H122V179H123V177H125L124 176V170H121ZM178 171L179 170H177V172ZM221 171H223V170H221ZM156 172L158 173V171H156ZM194 172L191 173L190 178H189L190 179L189 182L187 181V180H189L188 178L185 180L188 182V184L190 186L193 185L191 180L194 179L193 178ZM203 172H204V170H203ZM57 173H56V177H58ZM69 173H70V175H72L71 172H69ZM97 173L98 172H96V174ZM127 173H125V175H127ZM111 174H109V175H111ZM179 174H180V172H179ZM201 174H204V173L201 172ZM155 175H154V177H155ZM161 175H159V176H161ZM230 175H231V173H230ZM72 176H71V179H72ZM185 176L189 177V175H187V174L184 175V178H186ZM191 176H193V177L191 178ZM197 176L195 175V177H197ZM200 176H203V175H200ZM204 176H205V174H204ZM225 176H226V178H225ZM68 177H70V176L68 175ZM151 177L152 178H151L150 182H152L153 181L152 179L154 178L153 176H151ZM182 177L178 178V179H182ZM76 178H74V179H76ZM97 178H98V176H97ZM130 178L131 177H129V180H130ZM164 178L165 177L162 176V180ZM204 178H206V177H204ZM58 179H57V181H58ZM116 179H118V174H117ZM173 179H174V177H173ZM200 179H203V177H201ZM68 180L69 181H67V183L71 182L70 179H68ZM100 180H101V178H100ZM100 180H99V182L102 183ZM160 180H161V178L158 179L157 182ZM76 181L78 184H76ZM127 181H128V179H127ZM166 181H167V179H166ZM223 181H224V184H227V187H225V185L223 184ZM137 182H139V180ZM143 182H145V181H143ZM164 182H165V179L163 180V183ZM169 182H170V186L174 185L172 181L168 180L167 183H169ZM181 182L183 184H180V185L184 186V180H181ZM193 182H194V180H193ZM115 183H117V181L112 182V185L114 186ZM126 183H127V185H126ZM146 183H145L146 186L147 185L149 186L147 181H146ZM154 183L153 184L150 183V186H151V184L153 186ZM163 183L161 181V183H159V184H161V186H163L162 185ZM178 183L179 182L177 180L176 184H178ZM195 183L196 184H194V185H196V186H197V184L200 185L199 183H197V181H195ZM91 184L92 185L94 184L93 185L94 189H92L93 186ZM119 184H121V183H119ZM122 184H123V182H122ZM155 184H157V183H155ZM143 185H144V183H143ZM165 185H164V187L165 188L167 187L166 189H168V190H166V189H164L166 191H164L163 189L162 190H163V192H166V193L161 194L160 193L162 191L161 190L160 192L157 191L156 194L160 193L161 196L162 195L168 196L167 191H169L171 189H172V191L174 190V188H172V187L170 188L167 184H165ZM123 186H124V184H123ZM132 186L135 188H133ZM144 186L143 187L139 186V187L144 188ZM183 186L181 189H183ZM96 187H97V189L95 190ZM157 187L160 189L159 186H154L155 189ZM180 187L178 184V188L177 187L176 188L179 189ZM248 187H249V185H248ZM132 188L136 189V190H132ZM176 188H175V190H176ZM237 188H235V189H237ZM185 189L187 191V187ZM191 189H192V187H191ZM240 189L241 188H239V190ZM251 189H253V188H251ZM70 190H71V188H70ZM140 190H142V189H140ZM197 190H198V188H197ZM242 190H244V189H242ZM67 191L71 192L69 190H67ZM143 191H146V190L143 189ZM147 191H148V189H147ZM176 191H178V190H176ZM176 191H173V192L175 193ZM188 191H191L190 188ZM135 192L137 193L136 196L134 195ZM173 192H169V194H172ZM247 192H248V194L251 193L250 191H247ZM143 194H144V192H143ZM156 194H155V196H156ZM242 194H243V192H242ZM166 196H165V199L168 200L166 198ZM170 196H172V195H170ZM242 196H244V198L246 199L247 196H251V195H247V193H246V195L243 194ZM32 197L37 198L41 202V204H40L41 206L39 208H34L32 206L30 207L29 202H30V199ZM253 197H254L253 199H255L254 194H253ZM157 198H158V196H156V199ZM163 198H164V196L161 197L162 200H163ZM171 198H173V197H171ZM161 199H160V202H161ZM179 199L182 200V197H179ZM245 199H244V201H245ZM188 201L186 198L185 202L187 203ZM141 202H143V201H141ZM164 202H167V201H164ZM156 203H158V202L156 201ZM144 205H146V204H144ZM160 205H161V203H160ZM168 205H169V208H167ZM249 205L250 204H248V207H249ZM251 205H253V204L251 203ZM172 206L175 207V204ZM152 207L154 208V210H151ZM176 208H178V206ZM245 208H247V206ZM251 208H252V206H251ZM253 209H254V206H253ZM253 209L249 208V210H251L250 216H254V214L252 213ZM36 210H38V211H36ZM245 211H246V209H245ZM242 213L244 214V212H242ZM261 213H264V212H261ZM27 214H29L28 219L31 218V216H33V214L35 215L34 216L35 220L32 217L34 222L32 224L30 222V225H28L29 223H27V219H25V218H27ZM243 214H242V216H243ZM247 215H249V211L247 212ZM247 215L244 214V217H246ZM175 216H176V214H175ZM227 216H230V217H227ZM226 217H227V219H226ZM244 217H242V218L245 220ZM234 218H236V217H234ZM24 219L26 221H24ZM262 219H264V218H261V220ZM229 220L231 221V219H229ZM229 220H228V222H230ZM237 220H236L237 224H239L241 226L245 224L244 220H243L244 224L242 222H240L241 224L238 223L239 221L237 222ZM250 220H252V219H250ZM263 221H260L261 226H263L262 225ZM228 222L225 225L229 224ZM246 224H247V222H246ZM248 225L246 226V228L250 227ZM252 227H253V229H252ZM236 228L238 230H236ZM233 229H235V230H233ZM262 229H260L259 231H262ZM235 231H236V233H235ZM263 231H264V229H263ZM260 233L261 234L258 233V236H256V237H259L260 235L264 236V233H262V232H260ZM262 239H264V237H262ZM262 239L260 238V240H262ZM260 240L258 239L257 242L255 241L256 245L258 243H259V245H262L261 242L263 243L264 240L259 242ZM248 242H250V243H248ZM263 245H264V243H263ZM251 246H253L254 250H256L255 252ZM257 247L262 248L261 246H257ZM194 248H196L197 250H194ZM193 250H194V252H192ZM203 258H200V259H203ZM195 260H196V258H195ZM199 261H202V260H199ZM199 261L197 259V263ZM205 264H206V262H205Z\"/></svg>",
	"mask_w": 264,
	"mask_h": 264
}]
</instances>
